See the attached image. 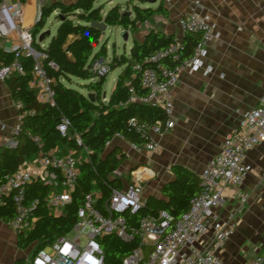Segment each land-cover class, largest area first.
I'll return each instance as SVG.
<instances>
[{"label": "trees", "instance_id": "trees-1", "mask_svg": "<svg viewBox=\"0 0 264 264\" xmlns=\"http://www.w3.org/2000/svg\"><path fill=\"white\" fill-rule=\"evenodd\" d=\"M25 3L27 0H19ZM99 0H76L70 3L54 1L43 4L34 26V45L46 56V65L53 62L56 70L47 68L49 76L54 78V104H42L38 101L35 90L30 89L32 80V57L18 58L23 67V75H13L5 81L12 100L20 102L22 109L19 130L14 147L0 150V179L15 173L26 161L37 156L49 155L59 147L64 152L79 153L88 150V160L81 162L80 177L71 192V202L63 213L54 216L48 206V194L51 190L42 180L33 181L25 186L26 203H33L35 217L34 228L18 235L19 247L27 250L34 246L33 256L41 249L49 247L54 241L68 234L77 221V213L84 199L94 190L99 193L96 208L103 212L105 203L111 199L113 190H122L124 185L116 175L121 169L125 155L118 149H109L108 145L119 137L132 145L141 147L144 143L136 128L130 124L134 119L138 124L153 126L163 123L165 116L159 107L131 101L130 89L136 96L146 95L140 86V73L134 70L140 65L142 70L154 68L150 57L165 49L173 42L172 37L160 31H151L141 42H134L129 55L113 56L108 61L109 72L99 76L92 71V65L99 59L107 60L108 40L95 47L96 42H103V34L92 26L104 23L110 28H120L135 34L139 26L145 25L153 17L168 16L162 5L153 8L148 0H125L124 6L117 4L106 14L102 5L95 6ZM121 1V0H119ZM55 16L58 28L48 44L41 47L36 42L48 19ZM44 35V40L47 38ZM199 38L186 34L182 39L181 57L188 58ZM15 60V52L0 50V64L9 65ZM122 69L116 85L107 102L103 100L104 85L107 76L117 69ZM77 80L78 86L72 85ZM82 90L88 92L84 95ZM94 95V102L88 98ZM62 116L70 127L66 136L58 131ZM79 136V146L75 137ZM65 153V154H67ZM143 169L136 174H144ZM173 181L162 189V199L148 197L144 206L135 213L125 212L129 233L133 240L125 242L116 234L101 239L100 246L104 252V264H123V260L139 246L135 230L140 221L148 216H157L167 212L174 220L180 219L189 209L190 200L201 189L199 176L182 165L172 167ZM104 213V212H103ZM15 210L10 199L0 205V220L8 223L14 217ZM33 258V257H32ZM17 264H25L24 261Z\"/></svg>", "mask_w": 264, "mask_h": 264}, {"label": "built area", "instance_id": "built-area-1", "mask_svg": "<svg viewBox=\"0 0 264 264\" xmlns=\"http://www.w3.org/2000/svg\"><path fill=\"white\" fill-rule=\"evenodd\" d=\"M202 1L193 0V3L198 8ZM179 26L183 34L199 36L188 58L181 57L182 43L174 40L150 57L154 68L142 70L140 65L134 67L140 73V86L146 95L136 96L131 88V101L159 107L165 116L163 123L158 122L153 126L138 124L134 119L130 121L144 141L141 147L132 145L135 151H157L158 144L151 136L162 135L175 126L173 91L181 74L186 70L198 71L204 67L207 46L215 30L211 17L193 11L179 21ZM10 38H16L18 42L14 51L15 60L9 65L0 64V81L5 82L13 75H23L24 70L18 58L32 57L29 87L36 91L40 103L54 104L55 80L49 76L47 68L56 70L57 66L53 62L46 65V56L35 47L34 28L26 27L24 5L16 0H0V39ZM92 71L99 76L108 74V62L97 60L92 65ZM210 71V68L207 69V72ZM16 108L20 111L22 104L16 102ZM69 127V120L62 116L58 131L66 136ZM0 128L4 129L1 119ZM18 130L19 126L15 134ZM75 141L79 146L82 145L79 136L75 137ZM263 142L264 94L255 108L243 114L239 127L225 139L221 152L202 171V189L190 200L188 211L178 220L164 211L157 216L143 218L135 230L139 246L123 260V264H223L216 253L233 236L234 225L215 228L209 248L202 249L199 244L212 228L215 211L224 202L225 189L239 191L252 170L246 163L247 154ZM14 144L12 142L11 146ZM83 151L86 154L84 160L76 152L60 154L57 150L49 155L37 156L26 161L12 175L0 179V205L8 199L12 202L15 214L8 226L17 236L31 231L36 221L33 215L35 202L26 203L25 186L37 180L49 185L48 206L54 216L61 215L71 202V192L81 175V162L88 160V150L83 148ZM138 170L129 173L128 183L122 190H113L111 199L105 203L104 213L96 208L99 193L93 191L87 195L71 231L49 247L39 250L29 264H104L101 239L116 234L125 242L132 241L133 235L129 233L122 214L135 213L144 205L143 183L151 174L137 175ZM116 175H120L119 172ZM246 202L247 197L241 196V208L237 213L242 212ZM145 248L151 250L148 256ZM252 264H264V252Z\"/></svg>", "mask_w": 264, "mask_h": 264}, {"label": "crops", "instance_id": "crops-1", "mask_svg": "<svg viewBox=\"0 0 264 264\" xmlns=\"http://www.w3.org/2000/svg\"><path fill=\"white\" fill-rule=\"evenodd\" d=\"M54 1L70 3L76 0H27L22 3L26 27L33 30L43 4ZM117 4L122 2L100 0L95 6L102 5V12L106 14ZM160 4L167 9L168 16H155L139 26L138 30L145 27L140 38L136 36L138 31L133 37L129 35L125 44L127 55L134 42L143 41L151 31H160L173 41L182 42L185 34L179 21L193 11L209 15L215 30L207 46L204 67L198 71H184L173 91L174 128L162 135L151 136L158 144L157 151H135L132 144L121 138H113L108 145L109 149H118L125 155L121 169L126 178H122L121 169L118 176L124 187L130 172L146 169L151 173L143 183L144 201L150 196L162 199V189L173 181L174 165H182L200 178L210 160L221 152L225 139L239 127L243 114L255 108L264 94V0H203L198 8L193 0H156L149 6L155 8ZM113 29L116 28L108 27L106 35ZM50 36L42 42L38 38L36 41L45 47ZM17 45L16 38L0 39V50L14 52ZM209 68L211 71L207 72ZM121 72L120 68L119 75ZM104 94L103 100L107 102L110 96ZM0 119L4 124V129L0 128L2 150L11 148L12 142L16 143L15 131L20 120L16 102L12 100L7 84L1 81ZM57 151L67 153L62 147ZM77 154L83 160L86 157L83 150ZM246 163L252 167L250 174L239 191L225 189L224 202L215 211L212 228L199 244L202 249L209 248L215 228L234 225L233 236L216 253L223 264H252L264 252V142L247 154ZM241 196H246L247 202L242 212L237 213L241 208ZM32 247L21 249L18 236L8 223L0 220V264L21 261L29 264L34 253Z\"/></svg>", "mask_w": 264, "mask_h": 264}, {"label": "rangeland", "instance_id": "rangeland-1", "mask_svg": "<svg viewBox=\"0 0 264 264\" xmlns=\"http://www.w3.org/2000/svg\"><path fill=\"white\" fill-rule=\"evenodd\" d=\"M98 2H100V0ZM121 2H122V5L124 6L126 1L121 0ZM57 28H58V22L55 19V16L53 15L48 19L47 24H46V26L43 29L41 34L47 35V36L49 34V36H50V33H51L50 37H52L55 35ZM144 32H145V27H140V30H138V32L136 33L137 38H140L141 34ZM121 34H122V31L118 30V28H116V29L110 30L107 33V35L105 37H103V39H102L103 42H101L102 44L105 43L106 40L109 41L108 45H107V51H108V58L106 60L107 62L110 61L112 59V57L115 55L119 56V55L123 54L124 52H126V54H127V50L125 49L126 43L124 42L123 38L121 37ZM129 35H131V37L135 36L134 34H130V33H129ZM37 40L39 41V38ZM119 73H120V69H117L107 76L106 83L104 86V92L106 93L107 97L110 96V92L116 83V79H117ZM72 85L77 87L78 81L73 80ZM82 93L84 95H88V92L85 90H82ZM120 174H122L121 176L123 179L126 178L122 169L120 170ZM118 176H120V175H118ZM32 248H34V246ZM150 251H151L150 249L145 248L146 256L149 255Z\"/></svg>", "mask_w": 264, "mask_h": 264}, {"label": "water", "instance_id": "water-1", "mask_svg": "<svg viewBox=\"0 0 264 264\" xmlns=\"http://www.w3.org/2000/svg\"><path fill=\"white\" fill-rule=\"evenodd\" d=\"M148 2H150V3L152 4V3H155L156 0H148ZM92 26H93L94 28L98 29L100 32H102L103 36L106 35V32H107L108 27H107V25H105L103 22H102V23L95 22V23L92 24ZM48 35H49V34H48ZM121 37L123 38L124 42L127 43V42H128V38H129V33L123 31L122 34H121ZM43 39H44V35L41 34V35L39 36V42H42ZM106 41H107V40H106ZM100 45H102V43L100 44V43L96 42V43L94 44L95 47L100 46ZM103 97L105 98V94H103ZM88 98L91 100V102H94V95H93V94H89V97H88ZM14 145H15V144H14ZM14 145H12L11 147H14ZM143 206H144V205H143ZM143 206H142V207H143Z\"/></svg>", "mask_w": 264, "mask_h": 264}, {"label": "bare ground", "instance_id": "bare-ground-1", "mask_svg": "<svg viewBox=\"0 0 264 264\" xmlns=\"http://www.w3.org/2000/svg\"><path fill=\"white\" fill-rule=\"evenodd\" d=\"M138 172V171H137ZM137 175H141V174H137Z\"/></svg>", "mask_w": 264, "mask_h": 264}]
</instances>
